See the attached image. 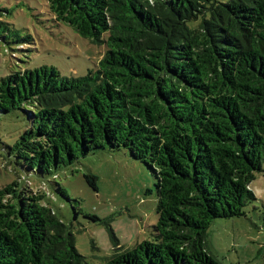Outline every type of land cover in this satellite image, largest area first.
Instances as JSON below:
<instances>
[{
	"label": "trees",
	"instance_id": "obj_1",
	"mask_svg": "<svg viewBox=\"0 0 264 264\" xmlns=\"http://www.w3.org/2000/svg\"><path fill=\"white\" fill-rule=\"evenodd\" d=\"M47 7L48 20L105 50L79 77L53 65L0 76V168L13 175L0 185V264H88L46 185L67 195L58 171L106 150L144 163L158 202L150 236L133 247L120 245L108 219L72 203L74 219L107 225L114 251L103 264H224L207 245L214 219H249L253 205L264 226L252 189L264 171V0ZM12 12L0 2V45L17 57L35 40ZM85 178L97 191L99 177Z\"/></svg>",
	"mask_w": 264,
	"mask_h": 264
},
{
	"label": "rangeland",
	"instance_id": "obj_2",
	"mask_svg": "<svg viewBox=\"0 0 264 264\" xmlns=\"http://www.w3.org/2000/svg\"><path fill=\"white\" fill-rule=\"evenodd\" d=\"M0 2L13 8L10 21L20 29L22 36L31 34L35 40L30 45L33 50L15 51L17 57L13 56L8 45H0V76L20 67L53 65L65 76L79 77L94 68L101 59L104 47L91 44L71 28L48 20V0ZM27 46L24 45L25 48ZM90 172L99 177L97 191L85 178V174ZM12 178L9 170L0 168V185ZM55 181L62 184L67 195L56 192L53 183L47 182L46 190L52 194L51 204L57 214L72 226L77 247L87 257L88 264H103L114 251V246L105 223L91 221L82 213L74 219L72 203L77 205L76 200L82 201L85 212L108 219L120 245L126 247H133L148 238L151 227L157 222L158 198L154 176L144 163L132 158L125 150H106L81 158L74 165L60 169ZM252 189L258 197L254 204L264 208V171L256 174ZM246 209L249 219L216 218L208 229V249L224 264L264 263V226L260 211L254 210L253 205Z\"/></svg>",
	"mask_w": 264,
	"mask_h": 264
}]
</instances>
